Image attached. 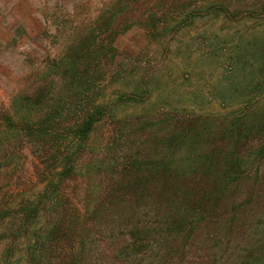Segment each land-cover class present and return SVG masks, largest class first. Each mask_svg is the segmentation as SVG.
<instances>
[{"label":"trees","instance_id":"obj_1","mask_svg":"<svg viewBox=\"0 0 264 264\" xmlns=\"http://www.w3.org/2000/svg\"><path fill=\"white\" fill-rule=\"evenodd\" d=\"M202 1L111 0L93 20L81 29L77 27L66 47L48 61L44 71L31 76L33 91L13 99L14 112L0 115V136L8 142L6 146L0 143L4 153L0 168L11 166L10 157L15 153L11 145L16 139L23 144L34 143L52 163L49 171L39 170L46 183L36 198L0 208V264H86L88 238L99 239L96 219L103 214L119 217L116 210L104 207L129 201L137 218L135 225L128 227L130 238L113 251L102 249V240H98L99 254L88 263L124 264L123 258L138 257L150 244L161 248L174 245L176 238L195 228L197 219L201 220L199 215L208 210L206 205L211 208L220 200L216 190L223 192L253 175L254 165L264 160V33H255L251 38L242 36L226 52L225 59L235 73L221 75L215 98L224 105H234V110L223 122L174 114L173 121L186 123L187 128L169 134L168 143L162 145L165 151L145 158L129 152L122 163L119 147L108 148V142L95 147L91 141L99 121L113 112L110 103H97L96 97L112 70L107 60L117 37L141 25L155 37L165 39L193 26L197 18L231 19L242 12L224 0ZM259 1L262 3L256 0L251 8H244V13L256 18L263 15L264 0ZM146 88H136L133 95ZM124 95L132 94L122 93L119 98ZM210 142L213 149L208 150ZM183 148L186 155L182 157L169 154L170 150ZM105 151L110 154L108 169ZM214 164L220 168H214ZM197 174L212 178V188H205L199 202H192L189 194H194L186 184ZM102 176L108 178L107 184L102 186L103 178L92 191V182ZM76 181L87 187L72 188ZM149 182L153 183L156 200L161 204L169 202L173 213L153 215L151 210L131 202L133 195L144 197ZM183 188L189 189L188 194ZM179 189L185 191H181L180 201L175 196ZM186 205L191 208L187 216L182 213ZM171 236L174 241L169 239ZM256 260L264 264V255L256 256Z\"/></svg>","mask_w":264,"mask_h":264},{"label":"rangeland","instance_id":"obj_2","mask_svg":"<svg viewBox=\"0 0 264 264\" xmlns=\"http://www.w3.org/2000/svg\"><path fill=\"white\" fill-rule=\"evenodd\" d=\"M110 1L0 0V115L14 112L13 99L33 91L31 76L44 71L48 61L63 51L77 27L81 29L93 20ZM224 1L232 9L241 8L242 12L231 19L197 18L193 26L165 39L155 37L141 25H134L117 37L107 60L112 70L99 86L96 97L97 103H110L113 112L107 113L97 124L91 137L95 147L104 142H108V148L119 147L121 163L126 161L129 152L142 158L159 155L161 150H166L162 145L168 143L172 131L187 128L186 123L173 121L174 114L219 123L232 114L234 105H224L215 98L221 75L235 73L233 65L225 59L226 52L238 44L242 36L251 38L255 33L263 34L264 14L256 18L244 13V8H251L256 0ZM213 51H217L214 56ZM143 87H147V91L133 95L136 88ZM122 93L132 95L121 99ZM146 117L149 119H138ZM2 121L0 119V124ZM5 140L7 138L0 136L4 146L8 145ZM212 145L207 143V149H213ZM11 146L15 150L10 157L12 164L8 169L0 168V208L14 207L26 199L36 198L46 183L39 170L49 171L52 167L46 159L48 154L43 155L34 143L23 144L16 139ZM185 149L170 150L169 154L182 157L186 155ZM3 155L0 151V157ZM167 155L168 152L163 157ZM109 156L105 154L106 169L111 166ZM215 166L220 168V165ZM103 178L105 176L94 180L92 189L90 184L89 188L96 189ZM194 178L186 186L194 194H189L191 201L199 202L197 199L205 190L212 188V178L202 175L200 178V174ZM107 181L105 178L102 186ZM152 185L148 183L143 198L133 195L131 202L151 210L153 215L160 213L162 217L167 212L173 213L169 202L161 204L156 200ZM84 186L87 187L80 181L72 183V188ZM188 188H183L187 194ZM183 189L175 194L179 201ZM216 194L220 200L211 208L206 205L208 210L199 215L201 220L196 218L195 228L176 238L174 245L161 248L150 244L138 257L123 258L124 264H257L256 256L264 255V160L254 165L250 178L229 185L223 192L216 190ZM121 203H108L104 207L116 210L118 218L103 214L96 219L99 239L88 238L86 264L92 256H98V240H102V249L113 251L130 238L129 229L137 222L136 210L130 207L129 201ZM182 213L186 216L191 213L189 205ZM134 214V220L130 221ZM169 239L174 241L173 236Z\"/></svg>","mask_w":264,"mask_h":264}]
</instances>
